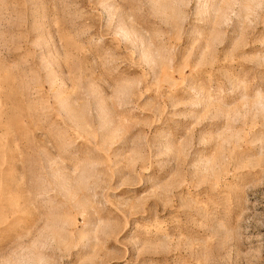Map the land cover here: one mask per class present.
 Returning a JSON list of instances; mask_svg holds the SVG:
<instances>
[{
	"label": "rangeland",
	"instance_id": "rangeland-1",
	"mask_svg": "<svg viewBox=\"0 0 264 264\" xmlns=\"http://www.w3.org/2000/svg\"><path fill=\"white\" fill-rule=\"evenodd\" d=\"M0 264H264V0H0Z\"/></svg>",
	"mask_w": 264,
	"mask_h": 264
}]
</instances>
